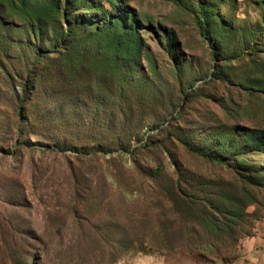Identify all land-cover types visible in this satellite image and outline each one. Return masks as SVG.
Instances as JSON below:
<instances>
[{
  "label": "rangeland",
  "instance_id": "obj_1",
  "mask_svg": "<svg viewBox=\"0 0 264 264\" xmlns=\"http://www.w3.org/2000/svg\"><path fill=\"white\" fill-rule=\"evenodd\" d=\"M122 6L142 39L131 73L86 61L35 73L0 31V264H264L262 236L244 242L264 222V184L180 141L264 136V0ZM245 161L264 179V147ZM178 185L233 225L207 234Z\"/></svg>",
  "mask_w": 264,
  "mask_h": 264
},
{
  "label": "trees",
  "instance_id": "obj_2",
  "mask_svg": "<svg viewBox=\"0 0 264 264\" xmlns=\"http://www.w3.org/2000/svg\"><path fill=\"white\" fill-rule=\"evenodd\" d=\"M122 1L0 0V31L12 48L24 50L22 54L27 67L35 73H38L42 64L58 68V71L68 68L72 73L85 64L84 61L88 65L87 70L89 67L97 69L112 65L117 72L126 68L131 73L140 60L142 39L133 12L122 6ZM83 9L86 10V15L79 14V10ZM201 9L200 14L203 15L206 11L202 7ZM14 17L18 21H14ZM199 18L200 16L197 20ZM33 76L32 82L24 84L15 93L17 98L20 93H24L23 102L28 99L36 83L37 75ZM261 86L264 87V83ZM238 137L240 139L221 132L215 139H210L207 146L195 145L192 139L180 141L187 151L235 169L234 172L245 185L260 186L264 184L263 175H258L256 167L246 163L245 159L249 152L264 147V136L253 135L250 131L241 129L238 130ZM23 144L33 145L31 141ZM226 154H232V162L227 160ZM238 168L244 169L245 173L239 172ZM247 192L244 189L243 195L246 196ZM177 196L179 205L184 207L183 212L194 215L193 218H200L210 236L218 235L224 228L233 225L232 222L225 221L223 215L220 220L205 215L202 211L204 206L199 209L197 199L179 185ZM209 204L212 206L211 202ZM200 210L201 217H196L195 211L201 212Z\"/></svg>",
  "mask_w": 264,
  "mask_h": 264
},
{
  "label": "crops",
  "instance_id": "obj_3",
  "mask_svg": "<svg viewBox=\"0 0 264 264\" xmlns=\"http://www.w3.org/2000/svg\"><path fill=\"white\" fill-rule=\"evenodd\" d=\"M255 228H256V234H254V236L253 237H251L250 239H247L246 241H244V242H246L245 244H248V245H250L251 244V242H252V244L253 243H255V240H256V238L258 237V236H262L260 239V244L262 245V246H264V222H261V223H257V225L255 226ZM257 235V236H256ZM252 248H253V245H252ZM251 248V250H253ZM251 252V251H250ZM252 257V259H253V256H251ZM238 261L239 262H234V264H249V261L247 260L246 262L245 261H243V260H240V259H238Z\"/></svg>",
  "mask_w": 264,
  "mask_h": 264
}]
</instances>
